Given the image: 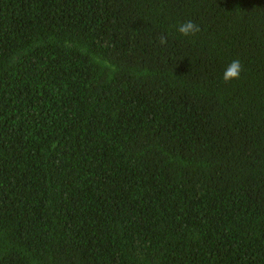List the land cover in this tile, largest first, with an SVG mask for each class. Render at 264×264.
<instances>
[{"label": "trees", "instance_id": "16d2710c", "mask_svg": "<svg viewBox=\"0 0 264 264\" xmlns=\"http://www.w3.org/2000/svg\"><path fill=\"white\" fill-rule=\"evenodd\" d=\"M0 264H264V0H0Z\"/></svg>", "mask_w": 264, "mask_h": 264}, {"label": "clouds", "instance_id": "9594fccd", "mask_svg": "<svg viewBox=\"0 0 264 264\" xmlns=\"http://www.w3.org/2000/svg\"><path fill=\"white\" fill-rule=\"evenodd\" d=\"M181 37H192L201 31L200 26L193 20H186L180 23L176 29ZM158 43L160 46H164L167 43L168 37L166 34L159 36ZM244 70V66L239 58L231 60L222 71L221 79L227 84L235 80H239L241 73Z\"/></svg>", "mask_w": 264, "mask_h": 264}]
</instances>
